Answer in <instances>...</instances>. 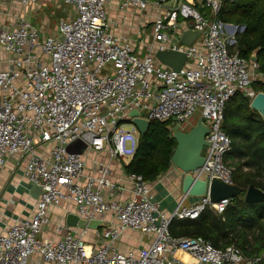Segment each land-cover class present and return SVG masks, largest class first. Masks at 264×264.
<instances>
[{"label":"built area","instance_id":"2783aa9c","mask_svg":"<svg viewBox=\"0 0 264 264\" xmlns=\"http://www.w3.org/2000/svg\"><path fill=\"white\" fill-rule=\"evenodd\" d=\"M61 1L74 15L59 22L57 34L33 26L26 13L14 27L0 25V47L10 56V68L0 72V169L10 158H26L25 178L42 188L32 217L0 232V264H30L35 256L42 264H259L262 259L247 257L235 245L218 249L203 238L170 233L174 219L196 220L208 208L223 214L231 199L212 204L206 196L190 207L182 202L167 215L153 202L143 176L128 174L131 197L126 202L116 199L123 186L108 179L113 160L128 164L137 151L141 134L129 115L138 111L150 123L176 119L173 131L199 114L211 130L204 166L195 176L233 185L234 169L226 160L232 140L223 128L225 106L239 92L253 100L258 94L253 84L264 83L258 63L236 50L246 27L217 19L224 0H180L177 8L155 18L152 51L141 56L131 38L114 34L106 8L112 0ZM169 1L118 3L122 12L163 11ZM40 2L20 0L25 10ZM179 23L182 30L193 24L202 32L192 46L181 43ZM164 51L183 53L188 62L173 71L156 58ZM124 124L132 130L123 132ZM76 140L87 146L82 155L67 152ZM93 153L105 155L109 163L87 173ZM71 206L83 220L109 214V223L114 218L118 224L96 231L89 241L90 229L67 226V214L53 222L51 211L66 208L70 214ZM126 230L144 235L145 247L117 250Z\"/></svg>","mask_w":264,"mask_h":264},{"label":"trees","instance_id":"16d2710c","mask_svg":"<svg viewBox=\"0 0 264 264\" xmlns=\"http://www.w3.org/2000/svg\"><path fill=\"white\" fill-rule=\"evenodd\" d=\"M217 19L246 27L237 37L236 50L248 61L256 55L264 76V0H224ZM252 89L264 93V83L256 82ZM251 102L239 92L225 106L223 128L232 140L226 160L234 169V185L244 190L255 186L264 192V120L251 109ZM175 127L172 121L151 122L125 167L127 174L141 175L153 183L167 173L177 148ZM169 230L175 238H203L218 249L235 245L264 264V203L249 204L243 193L230 200L223 214L208 208L196 220L174 219Z\"/></svg>","mask_w":264,"mask_h":264},{"label":"crops","instance_id":"0c3cea01","mask_svg":"<svg viewBox=\"0 0 264 264\" xmlns=\"http://www.w3.org/2000/svg\"><path fill=\"white\" fill-rule=\"evenodd\" d=\"M171 1L165 5L163 11L152 9L139 11L130 9L126 12H122L119 9L118 0L110 1L106 8L114 34L117 37L131 38L134 49L141 56L149 54L153 48V38L151 36L153 22L161 13H165L166 10L171 9L168 5ZM61 3V0H41L38 6L25 10L20 0H6L5 3L0 4V25L14 27L17 18L24 13L28 16L30 10L31 21L33 23L34 20H38L36 18L38 12L42 10L46 12L50 8L55 7L62 8ZM70 8L66 6L64 12H71L68 14L74 15L73 9ZM199 9H201L200 6ZM206 13L209 15V12ZM45 30L51 34L49 31L51 30V26L47 22L45 24ZM9 60V54L0 47V72L10 68ZM128 161L129 164L132 159ZM102 162L109 163V159L105 155L94 153L89 155L87 173L96 171ZM26 163V158L13 157L8 159L6 165L0 169V232L5 231L20 221L31 218L40 197V192L35 190V186L30 185L24 176ZM128 164H124L120 160H113L110 163L112 173L108 179L113 183H119L123 186V190L116 193V199L122 202H126L131 197V185L127 181L128 174L125 170ZM183 178L184 175L182 172L172 165L167 173L155 182L150 183L153 202L157 203L161 211L167 215H173L182 202V207H190L200 201V199L188 197L183 194ZM106 194L108 195L107 191ZM68 210L72 213L74 206H71ZM51 212L55 215L54 223L64 220V216L69 214L68 212L66 213V208L55 209ZM110 219H112L111 215L106 214L102 219L98 220L101 222V225L95 224L90 229L91 237H88V240H93L96 231H100L110 225L118 224L114 218L113 224H110ZM51 237H54V235H51ZM146 243L147 238L144 235L132 230H126L118 241L116 249L120 251L138 250L144 248ZM34 258L37 259L39 264H42L38 256Z\"/></svg>","mask_w":264,"mask_h":264},{"label":"water","instance_id":"95a60500","mask_svg":"<svg viewBox=\"0 0 264 264\" xmlns=\"http://www.w3.org/2000/svg\"><path fill=\"white\" fill-rule=\"evenodd\" d=\"M179 0H172L168 5L169 8H177ZM31 11V10H30ZM27 16V21L31 23V12ZM183 29V24L177 26ZM200 31L194 30V25L189 24L187 30H182L181 43L185 46H192L201 36ZM63 36L59 37L63 41ZM157 60L164 66L169 67L173 71H180L188 62L185 54L174 51H164L156 53ZM258 63L256 55L251 59ZM251 109L257 112L264 120V93L259 92L251 102ZM133 120L131 124L138 129L141 135L145 134L149 129L150 122L139 118V112L133 111L129 115ZM177 120L175 119L174 122ZM211 128L205 124L204 119L200 118L195 127L187 132L176 130L173 132V138L177 142V148L172 157V165L175 166L184 175L183 178V194L188 197L197 199L209 196L212 204H217L223 200L233 199L240 194H245V201L249 204L264 203V192L257 189L255 186L244 190L236 185H229L220 180L213 179L209 182L208 179H201L195 176V173L204 166L205 158L203 156L204 149L209 146L206 137L209 135ZM86 144L81 140L72 142L67 147V152L70 154L82 155ZM35 190L42 194V188L35 186ZM69 227H79L82 229H91L95 224L101 225L98 220L86 221L78 215L70 213L65 220ZM264 260V255H263Z\"/></svg>","mask_w":264,"mask_h":264},{"label":"rangeland","instance_id":"374dc122","mask_svg":"<svg viewBox=\"0 0 264 264\" xmlns=\"http://www.w3.org/2000/svg\"><path fill=\"white\" fill-rule=\"evenodd\" d=\"M61 5H62V8L55 7V8H50L46 12H44L43 10L41 12H38L37 15H36L37 16L36 18H38V20L37 21L36 20L33 21V26L41 28V25L45 26V24L47 22V24L48 25L50 24V26H51V30H49V31L52 34L53 33L57 34L59 21L61 19H67L68 17L72 16L71 14H68V13H71V12H64V10L66 9L67 5H65L63 3H61ZM61 13H62V15H61ZM199 120H200V115L197 114L196 118L188 126L183 125V126H177V127L180 128L181 130H191L193 127L196 126V124L198 123ZM121 130L123 132H130L132 130V126H130L129 124L128 125L124 124V125H122ZM33 258L31 259L30 264H39L37 259H35V258L33 259Z\"/></svg>","mask_w":264,"mask_h":264},{"label":"bare ground","instance_id":"6f19581e","mask_svg":"<svg viewBox=\"0 0 264 264\" xmlns=\"http://www.w3.org/2000/svg\"><path fill=\"white\" fill-rule=\"evenodd\" d=\"M185 259L188 260V257H186Z\"/></svg>","mask_w":264,"mask_h":264}]
</instances>
